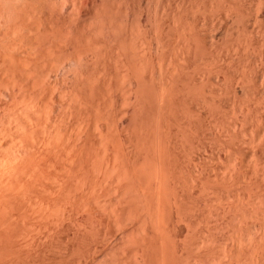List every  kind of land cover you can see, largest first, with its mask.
Instances as JSON below:
<instances>
[{
	"label": "bare ground",
	"instance_id": "1",
	"mask_svg": "<svg viewBox=\"0 0 264 264\" xmlns=\"http://www.w3.org/2000/svg\"><path fill=\"white\" fill-rule=\"evenodd\" d=\"M0 264H264V0H0Z\"/></svg>",
	"mask_w": 264,
	"mask_h": 264
}]
</instances>
